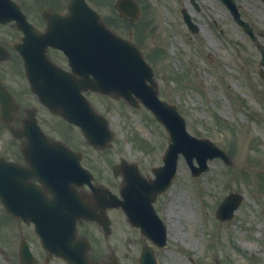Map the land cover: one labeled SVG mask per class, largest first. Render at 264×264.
I'll use <instances>...</instances> for the list:
<instances>
[{"label":"rangeland","instance_id":"rangeland-1","mask_svg":"<svg viewBox=\"0 0 264 264\" xmlns=\"http://www.w3.org/2000/svg\"><path fill=\"white\" fill-rule=\"evenodd\" d=\"M113 1L90 3L153 59L147 58L160 96L177 104L188 130L211 137L229 150L232 159L231 166L220 158L210 160L209 170L196 179L180 159L179 184L173 187L166 211L167 245L158 251L159 264H264V78L260 76L264 67L259 65L255 43L220 0H137L141 16L134 25L116 17ZM22 2L27 11H34L31 0ZM235 2L264 44V3ZM182 7L198 25L194 34L182 20ZM158 47L164 52L159 58L152 51ZM111 115L115 147L126 154L153 157L154 152L134 145L135 136L152 142L156 150L165 144L167 134L146 109L133 108L126 123L121 111L112 110ZM230 191L240 192L243 201L230 221L219 222L215 208ZM118 229L121 261L138 264L143 244L130 241L137 231Z\"/></svg>","mask_w":264,"mask_h":264},{"label":"flooded vegetation","instance_id":"flooded-vegetation-1","mask_svg":"<svg viewBox=\"0 0 264 264\" xmlns=\"http://www.w3.org/2000/svg\"><path fill=\"white\" fill-rule=\"evenodd\" d=\"M48 1L50 9H62L67 2ZM33 17L37 27L45 24L40 13ZM9 26L14 29H0V46L7 51V58L0 60L1 83L10 79L11 74L21 76L22 58L10 46V42L21 39V32L12 23ZM47 54L56 67L71 72L72 84L80 90L79 76L71 71L68 57L52 47ZM12 67H16L15 70L12 71ZM11 93L19 106L14 126L23 127L25 119L31 117L27 114L33 111L32 116H36L42 130L60 140L57 152L62 151V146L69 156L53 160L48 158L50 150L32 149L47 147L51 144L47 141L0 140V170L6 176L0 178V264H68L59 254L74 233L89 242V257L97 264H105L117 249L118 228L134 229L123 205L138 221L146 223L155 220L149 212L150 207L160 217L165 203L172 200V196L165 197L166 193L157 194L158 185L152 180L151 189H146V182L153 177L152 169L160 159L139 158L131 153L122 158L123 153L115 147L111 151L95 149L83 140L76 126L51 114L33 94L24 89ZM28 94L31 101L23 102ZM1 159L15 163L16 166H9L15 173H5L10 170L1 164ZM121 159L125 161L121 163ZM75 162L87 168L91 175L77 176L80 171ZM115 165L118 174L123 172L133 177L126 194L121 192L122 176L113 172ZM11 210L16 213L12 214Z\"/></svg>","mask_w":264,"mask_h":264},{"label":"water","instance_id":"water-1","mask_svg":"<svg viewBox=\"0 0 264 264\" xmlns=\"http://www.w3.org/2000/svg\"><path fill=\"white\" fill-rule=\"evenodd\" d=\"M225 1L231 7L235 18L239 21V15L236 12V8L233 6V1ZM116 6L122 15H128L131 19H135L137 16V8L133 0H118ZM68 8V13L72 15L68 21L70 20L71 23H77V21H79L78 17H81L83 21L87 23L85 25L86 29L95 31L93 34L94 36L99 33L98 37H106L107 39H110L108 45L104 48V50H102V53L113 56L112 58L108 59L112 61V65L109 66L108 69L114 72L116 69H118V80L114 82L113 86H105L108 83L99 84L92 79L89 81V85L97 89H103L102 87H107L105 89H107V91L112 95L119 96V94H121L126 97L129 96L124 93V88L128 87L130 93L133 92L146 107L153 111L157 119L168 128L171 134L170 139L173 141V143L170 145V151H181L188 160H190L192 156L195 155L197 157L198 163L200 164L198 171L205 168V160L207 157L220 155L226 159L225 154L222 151L214 150L215 148L210 149L211 151L208 154H202L201 152L203 151V147L213 148V146L206 142V140H191V137L184 130V123L181 117L174 111L173 107H169L157 99L155 83L150 79V71L143 61L142 56L136 46L131 45L130 43L121 39L115 33L106 29L104 23L100 19V16L89 9L84 3V0H71ZM4 12L10 14V16L13 18H16L17 23H19V27H21L26 34L30 33V27L19 13L16 4L10 0H0V13ZM46 16L48 17L49 14ZM241 24L246 26V23L243 21ZM248 31H250L249 28ZM116 45L122 48V50L115 51L114 48ZM262 53L264 60L263 48ZM127 54L129 57L128 63L126 62ZM103 60L106 61L107 58L104 57ZM115 61L117 62L118 66H116ZM147 80H149V84L146 83ZM37 84L41 85L40 83ZM34 85L36 86L35 83ZM116 86L121 87L122 90H119ZM133 103H135V101H133ZM51 109H54V111L65 116V112L61 108L56 106L52 107ZM237 201L238 197L236 195L232 194L227 197L220 205L217 215H220L222 218H230L232 210L237 206ZM110 264L118 263L114 260L113 263Z\"/></svg>","mask_w":264,"mask_h":264},{"label":"bare ground","instance_id":"bare-ground-1","mask_svg":"<svg viewBox=\"0 0 264 264\" xmlns=\"http://www.w3.org/2000/svg\"><path fill=\"white\" fill-rule=\"evenodd\" d=\"M209 39H210V41H212V39H211V38H209ZM178 233H179V231H177V232H176V235H178V236H179V234H178Z\"/></svg>","mask_w":264,"mask_h":264}]
</instances>
